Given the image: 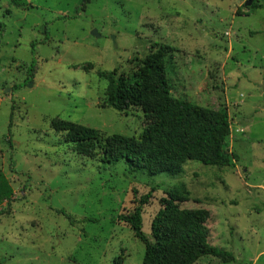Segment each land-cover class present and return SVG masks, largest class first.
Masks as SVG:
<instances>
[{
  "label": "rangeland",
  "instance_id": "rangeland-1",
  "mask_svg": "<svg viewBox=\"0 0 264 264\" xmlns=\"http://www.w3.org/2000/svg\"><path fill=\"white\" fill-rule=\"evenodd\" d=\"M26 1L0 0V172L15 191L0 216V264H143L144 244L119 217L134 191L155 190L143 228L153 241L161 200L181 184V208L207 210L211 244L236 258L197 264H264V0ZM153 44L175 49V98L229 115L235 167L188 162L179 177H152L68 140L63 121L139 139L144 112L104 104L111 80L132 76Z\"/></svg>",
  "mask_w": 264,
  "mask_h": 264
},
{
  "label": "trees",
  "instance_id": "trees-1",
  "mask_svg": "<svg viewBox=\"0 0 264 264\" xmlns=\"http://www.w3.org/2000/svg\"><path fill=\"white\" fill-rule=\"evenodd\" d=\"M10 3L17 7L28 6L26 0H10ZM82 3L85 9L89 0ZM238 15L243 14L238 11ZM6 31V24L0 22V53ZM174 52L173 47L153 44L132 76L123 74L110 82L105 108L121 113L138 108L144 112L147 126L139 139L119 134L104 137L94 129L63 121L60 124L68 140L80 148L87 147L91 155H97L95 150L100 148V160L105 166L124 162L131 173L152 177H179L188 162L218 169L235 167L240 157L225 150L232 127L229 115L172 95L167 65ZM31 69L34 74L35 64ZM154 192L151 190L138 197L134 191V210L119 217L144 244L143 264H197L206 257L236 263L231 252L211 244L207 228L209 212L181 208V204L190 201V192L183 184L161 200L162 208L151 224L153 241L149 240L143 232L144 210ZM14 196L10 180L0 172V216L9 212L3 207L11 205Z\"/></svg>",
  "mask_w": 264,
  "mask_h": 264
},
{
  "label": "water",
  "instance_id": "water-1",
  "mask_svg": "<svg viewBox=\"0 0 264 264\" xmlns=\"http://www.w3.org/2000/svg\"><path fill=\"white\" fill-rule=\"evenodd\" d=\"M249 5H251V3H249V4H246V6L248 7ZM95 35H97V33H95Z\"/></svg>",
  "mask_w": 264,
  "mask_h": 264
}]
</instances>
